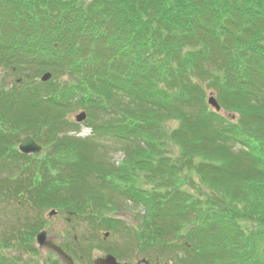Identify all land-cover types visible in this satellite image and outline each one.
<instances>
[{
	"label": "trees",
	"instance_id": "1",
	"mask_svg": "<svg viewBox=\"0 0 264 264\" xmlns=\"http://www.w3.org/2000/svg\"><path fill=\"white\" fill-rule=\"evenodd\" d=\"M0 205V264H62L25 259L52 208L124 232L121 260L264 264V0H0Z\"/></svg>",
	"mask_w": 264,
	"mask_h": 264
},
{
	"label": "rangeland",
	"instance_id": "2",
	"mask_svg": "<svg viewBox=\"0 0 264 264\" xmlns=\"http://www.w3.org/2000/svg\"><path fill=\"white\" fill-rule=\"evenodd\" d=\"M79 111L71 113L68 118L74 122V117ZM78 130L76 133L72 134L75 135L78 138L85 139L90 138L92 136L91 129L85 124V121L82 123L77 124ZM109 149V148H108ZM107 154H109L110 160H116L120 161L123 159V155L120 151L116 150H108ZM5 174V173H3ZM118 205H122L121 202H117ZM125 206V207H124ZM121 211H117L114 213L108 214V217H114L117 220H120L124 224L128 226H134L137 223L138 217H139V209L128 205L127 203L125 205H122ZM8 211L10 210V207L5 205H0V226L4 223L3 219L5 214L2 211ZM54 211L55 214L53 216H48V214ZM42 221L45 224V228L42 230L46 231L47 236L50 240H52L56 245L59 246H67L72 247L71 244H73V238L75 237L76 240H81V246L84 245L87 242V245L90 243L96 247V251L93 252L92 258H96L97 256L105 255L106 250H110L112 248L114 249H122L123 245L126 242V236L124 235V232H109L108 236L103 239L102 234L105 232L103 230L94 231L92 230V227L88 229V226L85 224V222H81V220L72 219L68 216L67 213H59V210L56 209H46L41 213ZM66 220H70L69 222H66ZM7 222H5L6 224ZM88 237L89 240H85L84 237ZM104 240V241H103ZM95 247L93 249H95ZM6 253H9L13 255L14 253L11 251H8ZM44 256H48L47 252L44 250L41 251V256L39 258L36 257H29L25 256L26 260H32L36 261L38 263H42V259ZM132 255L128 256V260L126 263L131 262ZM24 257V256H23ZM131 257V258H130ZM82 264V263H80ZM83 264H87L86 262Z\"/></svg>",
	"mask_w": 264,
	"mask_h": 264
},
{
	"label": "water",
	"instance_id": "3",
	"mask_svg": "<svg viewBox=\"0 0 264 264\" xmlns=\"http://www.w3.org/2000/svg\"><path fill=\"white\" fill-rule=\"evenodd\" d=\"M51 78L50 73L44 74L41 78V82H46ZM208 105H210L216 112L220 110V107L215 100L213 96H210L207 100ZM86 114L84 112H81L75 116V121L77 123H81L83 120H85ZM18 150L22 154H38L41 151V146L34 142V140L31 137L24 138L21 143L18 146ZM55 214L54 211H51L48 216H53ZM107 234H105V237ZM36 243L40 248L48 249L50 251L55 252L59 258L65 263V264H73L72 259L65 254L58 246L53 244L51 241L47 239L46 232L42 231L39 232L36 235ZM145 262V261H144ZM147 264V262H145ZM95 264H119L116 262L115 258L111 255H107L102 259H98L95 261Z\"/></svg>",
	"mask_w": 264,
	"mask_h": 264
},
{
	"label": "flooded vegetation",
	"instance_id": "4",
	"mask_svg": "<svg viewBox=\"0 0 264 264\" xmlns=\"http://www.w3.org/2000/svg\"><path fill=\"white\" fill-rule=\"evenodd\" d=\"M69 221H70V220H66V222H69ZM71 246H72V247H69V248H73V244H71ZM65 247H66V249H64V250L66 251V253H68V255L71 256V253L67 251V246H65ZM103 256H104V255L97 256L96 258H91V262H92V264H94V261H95L96 259L101 258V257H103ZM71 257H72V256H71ZM72 259H73V258H72ZM73 261H74V259H73ZM74 263H75V261H74ZM131 264H142V263H140L139 258H138L137 256H135V257L133 258V260L131 261Z\"/></svg>",
	"mask_w": 264,
	"mask_h": 264
}]
</instances>
